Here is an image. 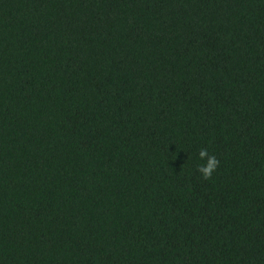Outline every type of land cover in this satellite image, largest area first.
<instances>
[{"label": "trees", "instance_id": "obj_1", "mask_svg": "<svg viewBox=\"0 0 264 264\" xmlns=\"http://www.w3.org/2000/svg\"><path fill=\"white\" fill-rule=\"evenodd\" d=\"M0 264H264V0H0Z\"/></svg>", "mask_w": 264, "mask_h": 264}, {"label": "clouds", "instance_id": "obj_2", "mask_svg": "<svg viewBox=\"0 0 264 264\" xmlns=\"http://www.w3.org/2000/svg\"><path fill=\"white\" fill-rule=\"evenodd\" d=\"M199 158L201 160H206V164L198 167V171L205 180L212 178L213 174L217 171L219 167V161L215 156H210L207 149H202L199 152Z\"/></svg>", "mask_w": 264, "mask_h": 264}]
</instances>
